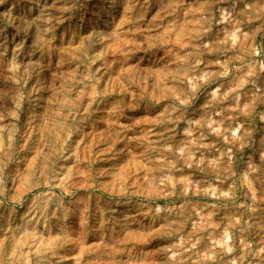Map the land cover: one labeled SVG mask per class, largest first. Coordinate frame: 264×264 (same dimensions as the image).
<instances>
[{
    "label": "clouds",
    "instance_id": "obj_1",
    "mask_svg": "<svg viewBox=\"0 0 264 264\" xmlns=\"http://www.w3.org/2000/svg\"><path fill=\"white\" fill-rule=\"evenodd\" d=\"M0 264H264V0H0Z\"/></svg>",
    "mask_w": 264,
    "mask_h": 264
}]
</instances>
